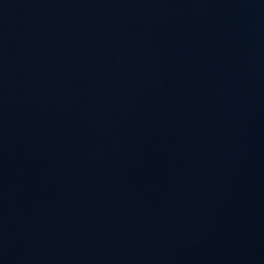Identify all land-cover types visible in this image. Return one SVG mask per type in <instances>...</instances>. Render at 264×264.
Segmentation results:
<instances>
[{
  "label": "water",
  "instance_id": "1",
  "mask_svg": "<svg viewBox=\"0 0 264 264\" xmlns=\"http://www.w3.org/2000/svg\"><path fill=\"white\" fill-rule=\"evenodd\" d=\"M0 216L103 264H264V0H0Z\"/></svg>",
  "mask_w": 264,
  "mask_h": 264
}]
</instances>
